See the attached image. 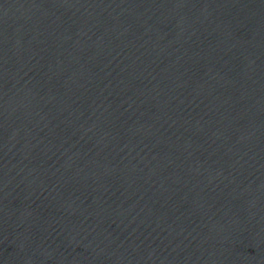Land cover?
Wrapping results in <instances>:
<instances>
[{
    "label": "water",
    "instance_id": "95a60500",
    "mask_svg": "<svg viewBox=\"0 0 264 264\" xmlns=\"http://www.w3.org/2000/svg\"><path fill=\"white\" fill-rule=\"evenodd\" d=\"M264 256V0H0V264Z\"/></svg>",
    "mask_w": 264,
    "mask_h": 264
}]
</instances>
